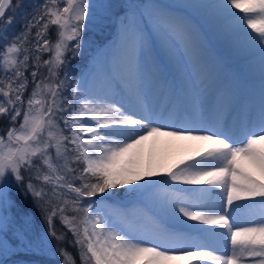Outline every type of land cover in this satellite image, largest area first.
I'll use <instances>...</instances> for the list:
<instances>
[{
  "label": "snow or ice",
  "instance_id": "6c2138e0",
  "mask_svg": "<svg viewBox=\"0 0 264 264\" xmlns=\"http://www.w3.org/2000/svg\"><path fill=\"white\" fill-rule=\"evenodd\" d=\"M187 6L257 52L261 62L259 103H250L231 124L218 117L200 134L164 123L167 108L147 103L141 62L150 51L149 38L178 65L190 51V27L173 10L155 4L122 7L119 55L110 68L97 60L77 77L71 61L81 55L89 23L98 10L110 14L112 5L37 0L20 14L17 32L12 26L23 0H0V120L6 122L0 129V264L21 255L42 259L11 264H169L186 257L211 264H243L251 257L252 264H264V214L248 224L237 223L235 216L243 207L237 201L256 203L259 197L264 207V0ZM116 90L136 103L129 106L123 95L117 99ZM162 136L200 141L206 148L198 160L167 173L133 166L134 150ZM13 188L31 197L46 230L34 231L27 214L24 227L16 225ZM113 189L150 202L179 230L125 228L127 214L106 203ZM192 233L220 246L230 242V250L198 247Z\"/></svg>",
  "mask_w": 264,
  "mask_h": 264
},
{
  "label": "bare ground",
  "instance_id": "6f19581e",
  "mask_svg": "<svg viewBox=\"0 0 264 264\" xmlns=\"http://www.w3.org/2000/svg\"><path fill=\"white\" fill-rule=\"evenodd\" d=\"M160 1L162 6L168 7L177 15L194 19L196 23L198 21V26H195L203 34L202 37L197 38L195 31H192L193 35L190 31V51L184 55L179 65L169 60L159 48L155 37H152L154 39L152 45L161 52L158 54L153 52L149 57L144 56L141 70L147 84V103L155 109L168 110V118L163 122L173 127L190 126L195 134H200L207 131L218 117L221 120L227 119L231 124L242 115L250 103L258 104L261 88L259 54L247 46L238 45L234 36L223 34L204 12L187 6L200 2L210 3L212 0ZM192 28L194 25L190 26V29ZM117 46L118 33L110 51L103 56L96 55L92 59V65L100 60L106 61V67L110 68L113 56L119 55ZM111 75L116 79L120 77L116 71ZM98 86L103 88L102 82ZM115 95L117 99L123 95L124 102L129 106L136 103L134 98L128 97L119 90L115 91ZM205 148L206 146L200 141L169 136L150 137L134 150L136 155L133 166L142 172L167 173L192 163L194 159L198 160ZM182 187L203 186L183 185ZM259 200L260 198L257 197L256 203L251 200L235 202L243 206L236 209L237 222L248 224L259 221L264 214V207L258 203ZM250 205L254 206L250 207ZM113 206L123 210L127 218H134L132 229L138 232L151 233L165 228L179 230L180 226L176 225L174 220L159 213V210L148 201L132 197L129 200L116 202ZM188 223L197 222L188 221ZM201 227L208 226L201 225ZM191 238L196 246H201L198 245L203 242L199 241L201 238L199 234L192 233ZM205 242L202 244L208 243L212 247V241H210L212 244L208 240ZM214 247L219 251L222 250L220 249L222 246L214 244ZM246 258L248 259L246 264H252L253 258ZM204 263V260L196 257L169 262V264Z\"/></svg>",
  "mask_w": 264,
  "mask_h": 264
},
{
  "label": "trees",
  "instance_id": "16d2710c",
  "mask_svg": "<svg viewBox=\"0 0 264 264\" xmlns=\"http://www.w3.org/2000/svg\"><path fill=\"white\" fill-rule=\"evenodd\" d=\"M96 0H93V3ZM139 5L141 4V0H135ZM37 0H23V8L17 10L16 20L17 22L13 24L12 29L14 31H20L21 25L20 21V14L30 11L32 5L36 3ZM15 3V0H14ZM105 3H107L105 1ZM104 3V4H105ZM110 3V2H109ZM112 8L115 11H110V14H104L97 12L96 18L89 23L88 29L84 34V41L81 55L71 61V69L77 77L80 75L81 72H84L85 69L88 67V60L94 53V51L102 46H105L111 42L113 31H114V24L117 18V14L121 13L122 7H126V3L122 0H117V2L111 4ZM50 34L52 35L53 39H55V28L53 27L50 30ZM88 34L90 36H88ZM86 35V37H85ZM44 58L47 59V54H44ZM31 88H29V92ZM28 93L25 94L27 96ZM6 127V122L0 120V129ZM20 189L13 188L12 189V197L15 201V206L12 209V214L15 217V223L21 224L20 227H24V222L22 217L26 214L33 219V230H46V226L40 220V213L37 209L33 206V202L30 196L21 195ZM111 192L115 193L114 196L118 198L124 197L123 189H113L110 190ZM57 229L63 231L64 229L60 225L59 221L56 223ZM32 234V233H30ZM72 239L71 233H68V240ZM64 247H67L70 252L74 255L76 254V249L71 247L69 244L65 243ZM19 258L21 260H34V259H42L40 257H32V256H15V257H8V260H12L14 258ZM78 259V257H77Z\"/></svg>",
  "mask_w": 264,
  "mask_h": 264
},
{
  "label": "rangeland",
  "instance_id": "374dc122",
  "mask_svg": "<svg viewBox=\"0 0 264 264\" xmlns=\"http://www.w3.org/2000/svg\"><path fill=\"white\" fill-rule=\"evenodd\" d=\"M105 1L107 2V3H105ZM124 3H126V7L128 6V5H133V4H136V5H139V3H137L135 0H122ZM110 2V3H109ZM115 2H117V0H96L95 2H94V4H113V3H115ZM161 1L160 0H141V4H155V5H160V6H162L161 5V3H160ZM110 11H115L113 8H111V10ZM97 12H99V13H101V11L100 10H98ZM184 19H185V21L188 23V25H194V28H192V29H190V31H191V33H192V35H193V32L192 31H195V36L197 37V38H200V37H202V32L201 31H198L199 29H197L196 28V26L195 25H197L198 26V24L197 23H199L198 21H197V23H196V20H194V19H189V18H185V17H183ZM189 26V27H190ZM118 29H119V24H118V18H116V21H115V24H114V31H113V36H112V39H111V42L109 43V44H107V45H105V46H102L101 48H98V49H96L95 51H94V53L92 54V56L90 57V59L88 60V67L85 69V71L84 72H89V71H91L92 70V68H93V65H92V59L97 55V56H103L104 54H106V53H108V51H110V49H111V46H112V44H113V41L115 40V38H116V35H117V33H118ZM196 29V30H195ZM87 33V32H86ZM88 36H90L89 34H88ZM146 36H147V33H146ZM85 37H86V35H85ZM153 42H154V39L151 37V38H149V40H148V46H149V49H150V51L149 52H146L147 54H145V56L147 55L148 57L149 56H151L152 54L151 53H153V52H155V53H159V52H161V51H159V49L158 48H156L154 45H152L153 44ZM154 46V47H153ZM158 51V52H157ZM123 195H124V197L126 196L125 194H124V190H123ZM130 199V198H129ZM129 199H125V200H129ZM121 200H124V199H121ZM121 200L120 199H118V198H116V196H113L110 200H108L106 203L109 205V206H113L114 205V203H116V202H121ZM108 209H106V211H107ZM133 221H134V218L133 217H128L127 218V222L123 225L125 228H131L132 229V223H133ZM237 223H239V224H241L240 222H237ZM17 226H21V224H16ZM202 238H200V240L199 241H203V242H205V240L204 239H202ZM202 242V243H203ZM208 242H210V240H208ZM200 244V243H198V245H201L200 247H210L211 245L209 244L208 245V243L205 245V244ZM206 243V242H205ZM211 243V242H210ZM212 244V243H211ZM220 246V245H219ZM199 247V246H198ZM212 247L213 248H215L214 247V243H213V245H212ZM221 247V246H220ZM219 248V247H218ZM220 249H222L221 250V252H228L229 250H230V242H229V244L227 245V247L226 246H222V248H220ZM226 249V250H225ZM225 250V251H224ZM218 251H219V249H218ZM247 258H244L243 259V264H246V262H247ZM11 261H18V262H23V261H25V260H21V259H19V258H14V259H12V260H10L9 262H10V264H11ZM248 263V262H247ZM204 264H211V262L210 261H205V263Z\"/></svg>",
  "mask_w": 264,
  "mask_h": 264
}]
</instances>
